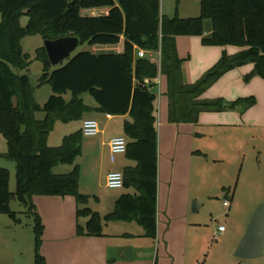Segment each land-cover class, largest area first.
<instances>
[{
	"label": "trees",
	"instance_id": "trees-1",
	"mask_svg": "<svg viewBox=\"0 0 264 264\" xmlns=\"http://www.w3.org/2000/svg\"><path fill=\"white\" fill-rule=\"evenodd\" d=\"M198 17L181 19L160 15L159 0H0V135L6 153L0 155L15 165V191H9V171L0 168V214L16 220L10 202L17 199L33 219L34 264H46L40 255L43 225L33 213V196H72L78 218V236L102 235V224L135 221L143 236L156 237L157 127L153 91L159 75L166 80L168 122L196 124L202 112H222L255 105L254 97L233 102L199 99L225 73L252 64L244 77L264 80V0H200ZM96 13H92V12ZM98 11H107L101 13ZM27 16L21 27L19 19ZM212 30L204 35V22ZM40 36L43 41L75 37L79 44L97 47L71 55L52 67L44 47L36 50L43 63L40 86L51 95L43 105L33 97L28 75L29 57L20 40ZM199 36L209 47L234 46L244 50L234 56L222 54L219 61L194 84H185L176 37ZM120 45V50H115ZM108 48V50H104ZM137 49L147 54L136 56ZM153 58L149 53H158ZM88 94L95 107L82 99ZM69 95V99L65 96ZM44 114L37 119L36 114ZM127 116L122 134L127 141L125 158L134 167L122 170L123 187L135 194L121 195L112 212L101 217L87 208L88 197L78 192L80 169L54 173L59 165L72 166L81 155L83 134L65 136L57 147L48 146L56 122L82 120L84 116Z\"/></svg>",
	"mask_w": 264,
	"mask_h": 264
},
{
	"label": "rangeland",
	"instance_id": "rangeland-1",
	"mask_svg": "<svg viewBox=\"0 0 264 264\" xmlns=\"http://www.w3.org/2000/svg\"><path fill=\"white\" fill-rule=\"evenodd\" d=\"M160 1L161 14L164 16H177L181 19L199 16L197 15L199 12L197 0ZM27 23V16H21L19 19L20 26L25 27ZM205 23L204 28L207 25ZM207 23L210 24L211 22L207 21ZM43 42L38 35L25 36L20 40L23 53L29 57V65L27 71L19 73L28 75L34 100L39 105H43L51 95V89L48 85L40 86L39 84L43 72V63L36 58V50L43 47ZM96 48L81 44L78 45L72 56ZM198 56L192 55L189 62L187 60L184 62V65H189V68L194 66L196 74H200L202 71L200 68L201 70L198 72L201 63V58ZM244 75L239 76V79L233 78L235 84L239 81L240 91L236 99L253 96L256 100L255 105L249 108L243 106L228 108L224 111L225 114H218L217 117L219 118H214L216 114H207L210 117L208 120L210 123L192 125L191 138L187 140L192 148V158L187 169V185L191 191L195 192V199L191 206L196 203L199 211L193 214V217L201 224L199 236L201 235L202 238V257L199 259V264H264V252L260 257L252 259H240L234 255L248 219H250L255 208L264 203V80L253 77L245 82ZM222 77L206 91V95L222 93L220 88L223 86V84L221 85ZM197 78L193 74L188 77L187 81L195 82L199 79ZM163 86L164 82H160L153 88L156 95L154 102L156 127L159 123L157 105L160 97L162 98L161 89ZM223 96L224 99L222 100L225 101L227 93L226 97ZM69 97V95L65 96L66 99ZM82 99L86 105L95 106L93 99L88 94H84ZM41 116L42 113L36 114L37 119L42 118ZM214 120L218 121L213 123ZM104 125V122H101L100 129ZM80 126L81 120H73L68 123L56 122L49 133L48 146H60L63 138L79 131ZM105 128L108 136L122 134L118 122H113ZM94 138L83 137L82 143H85L82 145L83 151L76 158L74 165H59L54 173H68L77 165L82 173V192L95 191L97 194L103 195L122 192V189L114 190L105 187L104 181L97 183L96 179L99 174L102 173L103 176L109 172L110 167L104 163L100 170L97 156L90 153L93 150H91L92 147L89 143ZM5 150L6 143L0 135V152L4 153ZM0 168L9 171L11 192L14 193V163L0 157ZM96 185H101L99 191L96 189ZM223 187L229 188L231 194L226 196ZM224 201H228L230 206L224 207ZM10 209L16 214L15 221L7 215L0 214V264H34L33 220L26 215L24 208L17 199L11 200ZM220 226L224 227L225 232L215 235Z\"/></svg>",
	"mask_w": 264,
	"mask_h": 264
},
{
	"label": "crops",
	"instance_id": "crops-1",
	"mask_svg": "<svg viewBox=\"0 0 264 264\" xmlns=\"http://www.w3.org/2000/svg\"><path fill=\"white\" fill-rule=\"evenodd\" d=\"M197 1L200 2V0ZM159 2L160 15H162L161 1L159 0ZM98 12L106 13L107 11ZM199 13L200 5L197 15ZM205 22L207 25L204 28V35H209L212 25L211 23L208 24L207 21ZM104 50H108V48ZM115 50L119 51L120 45ZM176 50L178 57L182 60L183 81L185 84L190 85L200 79L201 73L211 69L219 61L223 53L228 56H234L244 49L234 46H203L199 36H179L176 37ZM192 55L201 58V63L198 67V72L202 69L200 74H196L194 66L189 68V65H184L186 60L187 62L191 60ZM150 56L154 59L157 56L159 57L158 53H153ZM183 66H185V70ZM252 69L253 65L247 64L225 73L221 81L223 86L219 85L222 93L206 95L205 92L199 99H224L223 95L226 97L227 93L225 102L237 100L238 98L236 99V97L240 91L239 81L235 84L233 78L239 79L242 74H245V77ZM193 74L199 79L197 78L198 80L195 82L192 80L187 81L188 77ZM160 82H164V86L161 89L162 98L160 97L157 105L159 123L157 125L156 237L154 239L144 237V231L135 221L103 223L101 236H78L77 225L84 227L88 218L77 217L78 206L74 197L33 196L32 212L40 217L44 228L39 253L45 259L46 264H199V259L202 257V238L200 237L201 235L199 236L201 224L193 217V214L199 211V207L196 203L191 206L192 201L195 199V192L191 191L189 185H187V169L192 158V148L187 140L191 138L192 125L210 123L208 121L210 117L207 114H216L214 118H219L217 117L219 116L218 114H225V112H202L196 124H170L168 122L166 80L162 75H159L153 83L157 85ZM43 116L44 114L41 117L43 118ZM126 117L89 114L81 120L79 130H81L82 122L85 119H95L99 123V129L101 122L105 124L100 129V133L89 143L92 147L91 150H93L90 153L93 156H97L100 170L104 163L110 167L109 172L117 171L121 173L124 168L135 166V163L127 160L125 155L117 156L114 163L109 160L110 140L117 136H123V134L108 136L105 127L113 122H118L122 132L123 120ZM216 121L218 120H214L213 123H216ZM84 144L82 143V145ZM82 145L81 154L83 151ZM6 150L4 153H6ZM4 153L0 152V155ZM58 168L59 166L54 168V170ZM109 172H106L103 176L102 173L99 174L96 179L97 183L100 181L105 183L106 175ZM81 174L80 169L78 192L88 197L87 208L101 217L113 211L115 202L121 195L135 194L133 189H125L124 187L121 188L122 192L110 195L97 194L95 191L82 192ZM100 186L96 185L98 191ZM104 186L106 187V185ZM9 191L11 192L10 179ZM223 191L226 196L231 194L229 188L223 187ZM223 205L224 207H229L230 203L228 202L226 206L224 201ZM28 217L32 219L31 216ZM217 231L215 235H220L225 232V229L222 233H217ZM126 250L131 252L130 260L124 257Z\"/></svg>",
	"mask_w": 264,
	"mask_h": 264
},
{
	"label": "water",
	"instance_id": "water-1",
	"mask_svg": "<svg viewBox=\"0 0 264 264\" xmlns=\"http://www.w3.org/2000/svg\"><path fill=\"white\" fill-rule=\"evenodd\" d=\"M79 40L75 37H64L53 41L45 40L43 47L52 67L58 66L62 61L72 55L78 47ZM264 249V203L253 211L242 238L235 251V257L252 259L260 257ZM124 257L131 258V252L126 250Z\"/></svg>",
	"mask_w": 264,
	"mask_h": 264
},
{
	"label": "built area",
	"instance_id": "built-area-1",
	"mask_svg": "<svg viewBox=\"0 0 264 264\" xmlns=\"http://www.w3.org/2000/svg\"><path fill=\"white\" fill-rule=\"evenodd\" d=\"M147 53L143 50L137 49L136 56L138 58H143ZM153 53H149L151 55ZM159 55V52H158ZM81 131L84 137H95L100 133L99 123L95 119H85L82 122ZM127 141L123 136H117L110 140L109 142V160L114 163L116 157L119 155H124L126 153ZM105 185L109 189H121L123 188V177L122 173L117 171H111L107 173ZM228 205V202H225ZM224 227H218L217 233H222Z\"/></svg>",
	"mask_w": 264,
	"mask_h": 264
}]
</instances>
